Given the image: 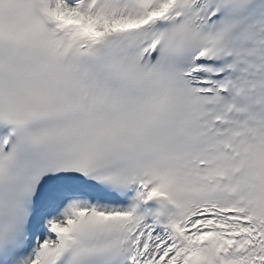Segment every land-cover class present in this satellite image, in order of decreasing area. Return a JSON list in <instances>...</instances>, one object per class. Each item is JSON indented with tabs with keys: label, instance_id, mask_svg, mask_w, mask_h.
I'll use <instances>...</instances> for the list:
<instances>
[{
	"label": "snow or ice",
	"instance_id": "snow-or-ice-1",
	"mask_svg": "<svg viewBox=\"0 0 264 264\" xmlns=\"http://www.w3.org/2000/svg\"><path fill=\"white\" fill-rule=\"evenodd\" d=\"M0 264H264V0H0Z\"/></svg>",
	"mask_w": 264,
	"mask_h": 264
}]
</instances>
